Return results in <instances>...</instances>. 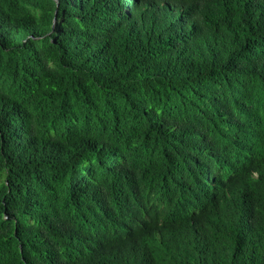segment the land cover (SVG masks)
<instances>
[{
  "label": "trees",
  "instance_id": "1",
  "mask_svg": "<svg viewBox=\"0 0 264 264\" xmlns=\"http://www.w3.org/2000/svg\"><path fill=\"white\" fill-rule=\"evenodd\" d=\"M0 264H264V0H0Z\"/></svg>",
  "mask_w": 264,
  "mask_h": 264
}]
</instances>
